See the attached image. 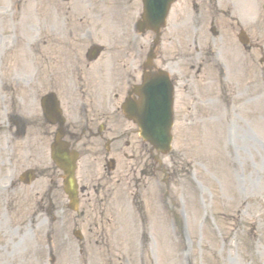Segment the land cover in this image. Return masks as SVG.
Listing matches in <instances>:
<instances>
[{
    "label": "rangeland",
    "instance_id": "obj_1",
    "mask_svg": "<svg viewBox=\"0 0 264 264\" xmlns=\"http://www.w3.org/2000/svg\"><path fill=\"white\" fill-rule=\"evenodd\" d=\"M125 1L22 0L21 21L29 12L39 14L43 4L48 15H60L64 20L72 13V5L79 13L89 12L87 17H78H82L79 30L84 26L93 43L106 45L91 64V73L103 74L113 62L112 55L122 54L124 47L122 37L112 31L119 30V19L129 12L127 8H136L139 2L133 0L124 9ZM240 1L246 4L248 0ZM5 9V3L1 4L0 15H5ZM67 25L59 30L53 27L58 41L53 44L48 39L47 43L48 50H58L63 64L72 65L76 62L71 49L82 53L88 42L82 38L84 30L75 36V42L68 40L67 31L75 35L78 27ZM256 37L263 43L261 26ZM110 46L115 49L106 48ZM253 56L256 85L252 106L245 101L239 109L231 106L220 112L214 107L213 112L200 114L202 117L192 120L186 141L179 123L171 152L181 170L169 179L160 175L157 188L153 183L133 196L118 169L105 184L100 205L81 203L77 212L70 211L59 187V171L51 167L48 151L36 148L37 162L46 160L43 166L50 168L43 179L32 187L20 184L6 193L2 191L4 179L0 181V246L12 240L15 249L13 254L11 250L1 252L0 258L8 264H36L37 260L38 264H264V60L259 62L264 51L254 50ZM22 58V54L15 59L9 55L3 67L22 71L26 64ZM33 62L30 58L34 68ZM208 68L209 72L214 69L212 65ZM226 74L231 77L235 72L227 70ZM3 92L9 93L6 85ZM17 157L24 162L22 152ZM55 174L56 181L52 180ZM24 207H29L28 212ZM82 209L84 217L78 214ZM100 221L104 228L98 227ZM24 222L29 226L16 229L17 223ZM74 226L83 235L82 255L72 237Z\"/></svg>",
    "mask_w": 264,
    "mask_h": 264
}]
</instances>
